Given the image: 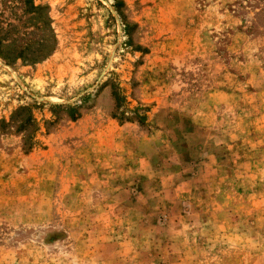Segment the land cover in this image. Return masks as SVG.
Segmentation results:
<instances>
[{"label": "rangeland", "instance_id": "374dc122", "mask_svg": "<svg viewBox=\"0 0 264 264\" xmlns=\"http://www.w3.org/2000/svg\"><path fill=\"white\" fill-rule=\"evenodd\" d=\"M0 264H264V0H0Z\"/></svg>", "mask_w": 264, "mask_h": 264}, {"label": "trees", "instance_id": "16d2710c", "mask_svg": "<svg viewBox=\"0 0 264 264\" xmlns=\"http://www.w3.org/2000/svg\"><path fill=\"white\" fill-rule=\"evenodd\" d=\"M45 55H46V54L44 53V54H42V56L37 57V58H34V59H32V60H33V61H34V60H38V59L44 57ZM82 99H85V97L82 98ZM114 99H115L116 102H120V99H121V98H120V96H118V95L115 93ZM71 111L73 112L72 109H71ZM73 118H74V115L71 116V119H73ZM142 121H143V117H140V118H139V122H142Z\"/></svg>", "mask_w": 264, "mask_h": 264}]
</instances>
